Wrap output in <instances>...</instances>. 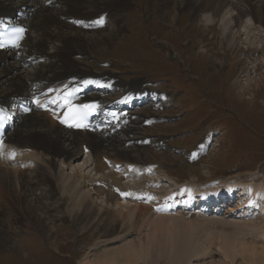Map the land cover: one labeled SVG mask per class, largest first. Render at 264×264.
I'll return each instance as SVG.
<instances>
[{"label":"bare ground","instance_id":"1","mask_svg":"<svg viewBox=\"0 0 264 264\" xmlns=\"http://www.w3.org/2000/svg\"><path fill=\"white\" fill-rule=\"evenodd\" d=\"M129 1L0 0V24L12 20L29 27L20 50L12 54L0 52V104L12 125L6 134L7 154L0 156V249L17 247L16 241L4 236L2 230L21 220L31 221L43 234L50 233L58 222L71 221L84 229L97 226L104 235L114 236L102 241L97 239L91 251L102 250L104 255L84 258L80 264H157L159 261L190 264L192 258L213 246L216 238L207 234L203 226L183 224L170 217L157 221L153 231L141 238L122 242L123 245L114 250H109L108 246L121 236L137 231L147 216H152L150 205L157 200L163 202L164 208L179 205L191 210L196 208V199H201L208 211L209 206L224 199H235L239 193L244 208L247 206L250 212L260 211L262 221L246 224L253 233L245 241L221 235L226 237L220 240L225 258L211 264H237L239 255L243 256L241 264H264V181L260 182L257 175L250 178V183L220 180L223 183L220 188L204 193L196 185L178 188L174 184L179 192L159 194L154 187L164 190V185L160 187L163 179L157 177L160 169L157 166L143 168L139 148L134 143L140 138L133 136L140 127V119L136 120L140 111L132 107L146 96L137 94L140 88L136 85L122 87L119 82L112 87L109 81L116 78L113 68H107V76H101L94 72L93 64L85 65L91 63L93 53L113 42L125 29ZM148 1H158L161 12H174L173 21L179 19L182 12H191L199 24L223 35L234 51L240 42L245 43L249 67L244 69L243 75L250 86L257 83L259 52L254 47L256 41L264 40V0ZM20 12L30 14L31 19L23 21L19 18ZM48 45L53 46L50 52H47ZM200 48L202 53L208 52L205 45ZM213 63L218 67L224 65L217 58ZM27 67H33V71ZM72 84H77L75 90L71 89ZM134 87L137 88L132 89ZM114 90L121 92L119 102H105V93ZM65 92L76 97V103L94 104L101 117L100 121L97 118L99 131L74 132L58 123L62 115L59 103ZM28 100H36L35 112L31 116L21 115L19 102ZM112 114H116L117 119L109 126L103 120H108L107 115ZM121 120L124 122L118 123ZM122 129L127 133L126 138H122ZM16 153L27 157L13 167ZM86 153L92 154V157L88 154L91 157L88 161L96 171L103 172V179L91 178L87 182L90 178L85 174L56 172L59 161L73 167L72 164ZM106 160L112 161L114 168L126 166L129 178L120 175L118 170H109ZM131 179H136L135 184H130ZM164 180L172 182L168 177ZM122 192L126 194L121 195ZM132 196L134 204L125 201ZM98 201L116 202L119 207L110 210L100 206ZM201 237L204 244L207 242L203 250Z\"/></svg>","mask_w":264,"mask_h":264},{"label":"rangeland","instance_id":"2","mask_svg":"<svg viewBox=\"0 0 264 264\" xmlns=\"http://www.w3.org/2000/svg\"><path fill=\"white\" fill-rule=\"evenodd\" d=\"M129 3L130 9L125 14V29L113 42L93 53L91 63L86 62L85 65L89 67L93 64L94 72L101 76H107L105 70L113 68L116 76L110 80L116 81L113 83L120 82L122 87L136 85L140 90L141 86L152 88L156 93L165 94L169 100L167 105L145 107L137 115L138 120L154 116L153 121L157 123L155 126L146 124L142 129L140 125L135 131L136 136L132 134L141 138L138 152L143 165L160 166L164 169L161 177L168 175L177 184H199L202 189L210 186L212 181L222 186L221 179L250 183V178L257 175L260 182L264 181V40L256 41L254 47L259 52L256 57L259 70L255 76L257 83L250 86L247 77L243 75L244 69L249 67L246 54L248 46L245 43L240 42L234 51L223 35L199 24L191 12L184 11L179 19L173 21L174 12H161L158 1L130 0ZM255 32L259 33L258 30ZM201 45L206 46V54L202 53ZM52 50L53 46L48 45L47 52ZM216 58L223 61L224 65L220 68L213 63ZM27 70L33 71V67H27ZM114 92L107 94L105 99H116L121 95V92ZM121 122L124 120L118 123ZM209 127L223 130H212L217 133V137L210 153H197L195 156L196 151L201 149L199 147L187 152L191 151L199 139H204L210 130L205 129ZM190 131L195 133L191 134ZM122 133V138H126L124 129ZM144 138H149L151 143L143 144ZM170 141L171 146H180L186 151L172 148L169 146ZM85 155L82 154L72 164L73 167L59 161L56 172L63 170V175H71L72 171L85 174L90 178L87 182L91 178L95 181L103 179V172L96 171L88 161L92 154L91 157H82ZM194 158L197 160L194 161ZM165 185L172 187L169 183ZM213 187H208L205 192ZM175 189L169 194L179 192ZM180 200L176 199L178 202ZM200 201L196 199L194 206L200 204L201 207ZM242 201L226 203L208 214L201 210H178L174 214L152 211V216L148 215L137 231L127 237L121 236L108 248L114 250L129 239L144 236L148 231H153L157 221L170 217L183 224L203 226L207 234L216 238V243L204 250L201 256L192 258L190 264L219 263L225 258L220 248L221 239L226 238H222L223 235L245 241L253 233L246 224L262 221V213L256 210L250 216V211L242 209ZM98 204L110 210L119 207L116 202L98 201ZM163 206L161 210L181 207ZM257 212L259 216H256ZM32 224L31 221L21 220L18 224L3 228V235L11 241L15 240L17 247L0 249V264H80L84 258L104 255L102 250L91 251L96 247L97 239L102 241L114 237L105 236L97 226L84 229L71 221L58 222L48 234L41 233ZM201 240L200 248L203 250L207 242L204 244L203 237ZM10 246L13 247V244L10 243ZM242 257H236L237 264H241ZM157 264L168 263L159 261Z\"/></svg>","mask_w":264,"mask_h":264},{"label":"snow or ice","instance_id":"3","mask_svg":"<svg viewBox=\"0 0 264 264\" xmlns=\"http://www.w3.org/2000/svg\"><path fill=\"white\" fill-rule=\"evenodd\" d=\"M20 31H23L22 29ZM86 108H93L95 106H89V105H85Z\"/></svg>","mask_w":264,"mask_h":264}]
</instances>
